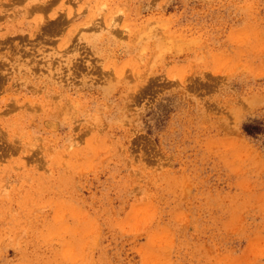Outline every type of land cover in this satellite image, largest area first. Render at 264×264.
<instances>
[{"label": "rangeland", "instance_id": "1", "mask_svg": "<svg viewBox=\"0 0 264 264\" xmlns=\"http://www.w3.org/2000/svg\"><path fill=\"white\" fill-rule=\"evenodd\" d=\"M0 264H264V0H0Z\"/></svg>", "mask_w": 264, "mask_h": 264}]
</instances>
